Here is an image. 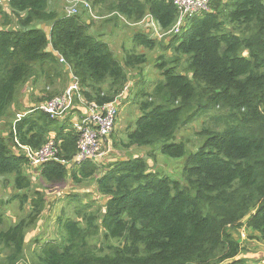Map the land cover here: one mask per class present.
<instances>
[{"label":"trees","instance_id":"16d2710c","mask_svg":"<svg viewBox=\"0 0 264 264\" xmlns=\"http://www.w3.org/2000/svg\"><path fill=\"white\" fill-rule=\"evenodd\" d=\"M92 1H108L106 9L126 22L150 18L160 34L171 33L165 50L173 65L160 57L155 68L163 79L149 94L135 92L142 98L139 117L126 145L157 146L163 156L184 158L183 184L157 177L141 157L74 163L79 133L67 120L50 119L39 104L61 96L64 83L74 79L84 103L73 97L70 111L91 102L118 108L130 70L146 57L132 50L118 61L108 43L89 32L86 12L66 17L50 10L49 0H3L0 121L7 122V135L0 134V176L10 179L17 191L11 199L27 211L0 231L6 251L0 264H21L25 235L45 210L41 191L28 195L30 168L55 189L66 180L95 179V191L105 199L100 206L96 195L90 202L81 193L70 195L72 213L56 217V237L37 248L36 264H250L238 234L264 244V0H210L209 11L186 18L178 32L172 0ZM132 40L134 47L156 45L144 32ZM28 83L43 86V96L14 122L17 93ZM212 112L195 152L171 142L179 128ZM50 141L56 160L36 167L26 153L14 151H36Z\"/></svg>","mask_w":264,"mask_h":264},{"label":"rangeland","instance_id":"374dc122","mask_svg":"<svg viewBox=\"0 0 264 264\" xmlns=\"http://www.w3.org/2000/svg\"><path fill=\"white\" fill-rule=\"evenodd\" d=\"M70 0H49V9L56 12L57 15H66L67 8L69 7ZM89 5V10L83 15L82 19L89 27V32L96 36L97 39L105 41L110 46L114 57L118 61H123L125 55L133 50L135 54H144L146 59L145 63L137 66L129 72V82L126 86V90L123 93L124 99L120 100L122 105L119 106L118 115L114 121V126L109 133L108 137L101 141L100 148L103 156L99 161L103 164L112 163L119 160H126L130 158L141 157L145 160L151 171L155 172L157 177H167L173 181H177L183 184L182 170L184 166V158L174 159L167 156H163L158 152L157 146L152 147H128L126 141V134L133 127L134 122L139 117V111L137 102L142 98L135 97V92L139 88L144 94H149L153 86L161 81V70L155 68V64L160 63V57H163V61L166 62V66H172L169 63L172 59L171 51L165 50V46L168 40L169 34H155L153 28L147 23L140 21L139 23L132 24L126 22L124 18L119 15L112 14L106 9L108 1L102 4L95 5L92 0H84ZM189 27V22L186 23L185 28ZM185 31V30H184ZM148 33L151 38H155L156 45L153 49L133 47V34L136 33ZM100 35L101 38L98 37ZM181 68H179L180 70ZM181 71V70H180ZM57 83V84H56ZM60 82H55V89L59 90L63 85ZM66 85V89L69 86V82ZM43 86L34 85L30 83L22 87L16 96L15 108H12V113L16 114L15 121H19L21 114L25 112L28 114L37 104L40 103L39 98L43 96ZM64 88V89H65ZM64 89H61L64 92ZM47 90V89H46ZM50 90V89H49ZM60 90V91H61ZM61 92V93H62ZM134 95V96H133ZM43 104V103H41ZM39 104V106L41 105ZM84 108L82 104H79ZM69 107V106H68ZM75 108V107H73ZM86 109H80L70 111V107L62 114L58 121L64 122L67 120L72 122H79ZM70 111V112H69ZM21 113V114H20ZM215 113L212 112L209 116H198L190 124L181 127L177 130L172 143H182L187 153H193L197 150V147L201 145L204 138L200 137L198 133L205 127L212 125L211 116ZM7 122L0 121V134L7 135ZM65 124V123H63ZM67 124V123H66ZM26 151L19 148V152ZM29 177L32 181V187L28 195L32 197V193L37 190L41 191L45 197V210L43 216L37 222L35 226L29 229L25 235V251L21 264H36L35 252L44 242L54 240L55 234V220L56 217L63 210L64 212L72 213L73 204H67L68 198L73 193L82 194L84 202H90L93 198L100 206L104 203L105 199L98 195L95 191V179H90L86 182L75 183L71 180H66L58 188H54L48 184L42 182L38 174L33 168L28 171ZM17 191L13 188L12 183L8 177L0 176V217L2 222L0 223V231L7 229L9 226L17 222L25 212L26 207H21L18 199H11ZM84 197V195H86ZM83 203V202H82ZM82 203H80L82 205ZM238 237L242 241V256H248L250 264L260 263L264 260V244H261L255 238H249L241 230ZM253 237V235H252ZM6 251L0 246V261L5 256Z\"/></svg>","mask_w":264,"mask_h":264},{"label":"built area","instance_id":"2783aa9c","mask_svg":"<svg viewBox=\"0 0 264 264\" xmlns=\"http://www.w3.org/2000/svg\"><path fill=\"white\" fill-rule=\"evenodd\" d=\"M2 2L3 0H0V5H2ZM69 2V7L67 8L65 15L66 17L75 16L80 12H87L89 10V5L84 0H70ZM172 3L179 12L177 23L173 27V31L178 32V30L182 28L186 18H190L201 12H208L210 0H172ZM143 22H145V20H143ZM146 22H149V26L153 28L155 34L159 33L158 28L152 19L147 20ZM60 62L62 63V60H60ZM79 91V87L73 79L61 96L54 97L37 108L47 114L50 119L59 120L62 114L70 107L73 97L78 99L79 102L84 103ZM117 115L118 108L114 103L97 105L96 103L91 102L87 104L86 110L79 122H72L73 127L79 133L77 154L74 163L77 164L86 160L99 161L103 156L100 148L101 141L108 137L114 126V121ZM22 149L26 151V156L32 167L45 164L52 159L56 160V148L51 141L36 151L25 147H22ZM260 264H264V260L261 261Z\"/></svg>","mask_w":264,"mask_h":264},{"label":"crops","instance_id":"0c3cea01","mask_svg":"<svg viewBox=\"0 0 264 264\" xmlns=\"http://www.w3.org/2000/svg\"><path fill=\"white\" fill-rule=\"evenodd\" d=\"M133 47H134V45H133ZM118 110H119V109H118ZM103 141H104V140H103ZM243 257L246 258V259H248V261L251 259V258L248 257V256H244V255H243ZM256 264H257V263H256Z\"/></svg>","mask_w":264,"mask_h":264},{"label":"water","instance_id":"95a60500","mask_svg":"<svg viewBox=\"0 0 264 264\" xmlns=\"http://www.w3.org/2000/svg\"><path fill=\"white\" fill-rule=\"evenodd\" d=\"M39 28V27H38Z\"/></svg>","mask_w":264,"mask_h":264}]
</instances>
